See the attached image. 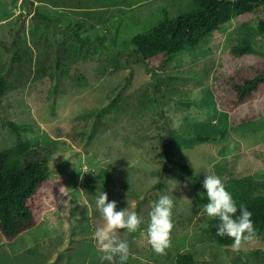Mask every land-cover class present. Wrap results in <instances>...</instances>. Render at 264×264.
Here are the masks:
<instances>
[{
  "label": "rangeland",
  "instance_id": "obj_1",
  "mask_svg": "<svg viewBox=\"0 0 264 264\" xmlns=\"http://www.w3.org/2000/svg\"><path fill=\"white\" fill-rule=\"evenodd\" d=\"M187 1L0 0V65L19 82L0 100V152L29 142L21 157H45L51 171L67 180L34 228L13 243L0 236V264H110L101 260L93 238L104 223L96 207L103 191L117 211L127 207L142 217L137 231L118 230L134 254L128 264H178L179 252L194 253L196 264H264V234L233 251L211 238L202 211L210 202L203 187L208 174L226 187L251 175L256 193H264V87L234 111L225 103L228 76L264 58L258 29L264 9L232 19L166 65L130 59L112 71V52L80 56L65 44L62 31L80 20L85 34H101L109 44L118 24L120 38L129 39L155 24L162 8L174 15ZM37 11L59 18L52 21V42L39 43L31 34ZM245 36L258 53L234 55L232 45ZM17 52L32 57L31 64L15 63ZM149 95L159 104L149 107ZM116 99L119 105L101 118L84 115ZM9 120L27 127L15 131ZM171 137L173 155L191 166L192 178L166 170L172 163L161 152ZM108 177L110 184L102 182ZM161 195L173 200L174 228L164 255L147 240L149 213Z\"/></svg>",
  "mask_w": 264,
  "mask_h": 264
},
{
  "label": "trees",
  "instance_id": "obj_2",
  "mask_svg": "<svg viewBox=\"0 0 264 264\" xmlns=\"http://www.w3.org/2000/svg\"><path fill=\"white\" fill-rule=\"evenodd\" d=\"M264 9V0H189L183 8L174 15H170L167 7L162 8V14L156 23L146 30L133 34L129 39L120 38V24L111 43H106V37L101 34H85L84 20L73 25H67L65 30V44L74 53L83 56L91 53H113L115 62L112 71L127 65L130 59L136 62L150 64L158 59L166 65L174 57L197 45L208 35L213 34L224 24L234 18L253 14ZM36 20L31 34L37 35L39 43L52 42V33H56L52 21L59 20L40 11L36 12ZM258 29L264 33V15L258 18ZM231 51L236 56L257 54L250 36H245L234 43ZM28 54V52L26 51ZM32 57L23 58L17 52L13 61L19 65L29 61ZM31 64V62H30ZM10 67L0 65V100L11 89L18 87L17 78L11 79ZM22 76V74H21ZM230 95L225 103L229 110H236L242 105L254 100L258 91L264 87V58L251 64H243L228 76ZM158 88V86H156ZM147 99L149 107L158 105L157 99ZM119 105L118 99L114 103L103 105L84 115L101 118L107 111H112ZM254 118V115L249 117ZM8 123L19 131L26 128V124L9 120ZM199 139L210 138L209 135H198ZM173 137L165 144L161 156L167 163L166 170L179 179L192 178L194 171L184 160L178 159L172 153ZM30 146L29 142L17 143L0 152V236L13 243L22 233L34 228L40 221L43 210L50 207L61 196L66 185V178L62 174H54L45 157L37 160L22 158V153ZM110 184L111 179H102ZM226 189L232 194L239 213V206L246 205L253 213L255 234H264V193H256L251 175L233 179ZM207 230L215 241L222 245H232L230 237L216 235L219 221L206 216ZM178 264H196V256L192 252H179L176 256ZM128 264V262H126Z\"/></svg>",
  "mask_w": 264,
  "mask_h": 264
},
{
  "label": "clouds",
  "instance_id": "obj_3",
  "mask_svg": "<svg viewBox=\"0 0 264 264\" xmlns=\"http://www.w3.org/2000/svg\"><path fill=\"white\" fill-rule=\"evenodd\" d=\"M80 179L83 180V176ZM203 187L210 202L203 205L202 211L209 218L219 221L216 235L232 238L234 241L232 250L239 251L242 242L251 240L255 235L253 213L246 205L241 204L240 214L236 215L237 204L219 176L208 174L203 181ZM96 207L104 221L96 227L93 235L98 250L102 253L101 260L117 264L118 257L119 264H126L129 257L134 254L130 252L128 242L119 238L118 230L137 231L142 223V217L135 211H129L127 207L117 211V202L115 200L109 202L108 194L104 191L97 198ZM172 208L173 200L168 195H161L158 201L153 203L149 213L147 240L152 249L160 255L166 254V249L171 246V233L174 228Z\"/></svg>",
  "mask_w": 264,
  "mask_h": 264
}]
</instances>
